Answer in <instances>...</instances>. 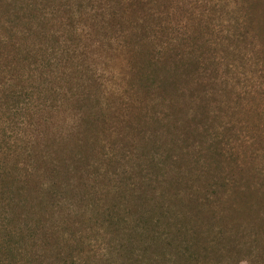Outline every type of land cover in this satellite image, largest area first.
Segmentation results:
<instances>
[{"label": "rangeland", "instance_id": "374dc122", "mask_svg": "<svg viewBox=\"0 0 264 264\" xmlns=\"http://www.w3.org/2000/svg\"><path fill=\"white\" fill-rule=\"evenodd\" d=\"M0 264H264V0H0Z\"/></svg>", "mask_w": 264, "mask_h": 264}]
</instances>
